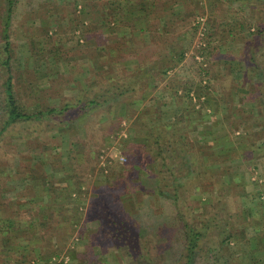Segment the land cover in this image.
<instances>
[{
  "label": "rangeland",
  "instance_id": "374dc122",
  "mask_svg": "<svg viewBox=\"0 0 264 264\" xmlns=\"http://www.w3.org/2000/svg\"><path fill=\"white\" fill-rule=\"evenodd\" d=\"M145 4L143 11L129 9L125 0L16 1L15 92L29 111L36 98L61 105L91 88L99 69L92 72L90 59L103 60L106 52L97 35H111L112 42L117 35L130 38L132 28L124 22L147 13L148 21H135L136 39L153 18L163 36L154 43L145 32L146 44H139L148 56L147 78L155 80L151 87L76 124L63 115L18 124L0 137V223L11 218L23 226L0 233V264H132L103 219L108 211L127 217L146 236L155 264L176 261L184 241L176 228L172 233L175 221L158 191V155L144 143L160 117L174 122L169 136L195 159L180 207L196 218L216 214L197 264H264V0H168L160 10L154 0ZM116 7L122 10L108 17ZM3 10L0 4V15ZM4 45L0 41V53ZM86 47H93L91 58ZM139 63L129 56L104 75ZM5 72L0 65V128L8 116ZM58 72H69L74 83L56 84ZM199 87L200 99L186 95ZM118 114L126 116L113 125ZM91 118L94 134L84 124ZM96 139L104 144L93 151L96 163L85 168L87 143ZM46 231L53 249L41 255L37 248V258L27 257Z\"/></svg>",
  "mask_w": 264,
  "mask_h": 264
},
{
  "label": "trees",
  "instance_id": "16d2710c",
  "mask_svg": "<svg viewBox=\"0 0 264 264\" xmlns=\"http://www.w3.org/2000/svg\"><path fill=\"white\" fill-rule=\"evenodd\" d=\"M16 1L17 0H1L0 3L4 8L0 15V41H4L5 44L2 53H0V65L1 67H4L6 71L4 75V93L8 115L6 120L4 121L3 126L0 128V137L6 135L11 128L17 126L18 124L24 122L36 124L40 123V121L46 120V118H61V116L64 115L69 116L71 118V122H74L75 124L79 123L82 118H87L88 116L90 117L93 110L115 106V104L120 103L122 99L125 98V96H127L128 94L133 96L140 91H144L147 87H151V85L154 83L155 80L150 81L147 78L148 73L145 71L148 63L143 62L144 58L148 56H142L143 53L139 44H146V36L144 35L145 32H149L150 38L154 43H160L162 41L163 34L157 30V24L155 25V20L153 18V21L148 24V31L142 29V31L138 34L139 40H137L136 36H134L136 35L134 32L136 27L135 21L137 19L143 22H146L145 19H147L148 21V15L146 13L143 16H133L132 19L129 20V23L124 22L125 24L130 25V27L132 28L130 31V38L127 35H117L116 40L112 42L111 39L113 38V36L106 35L103 31L102 36L97 35L95 37L97 40V46L104 44L106 45L105 58L103 60L99 59L98 62L92 63V58L90 57L89 53L91 52V49L93 47H86L83 49L84 51L88 52V55L91 58L89 67L92 72L95 70V66L99 69L98 71L93 72L96 75V82L91 86L90 89L83 88L79 90L77 94L67 97L66 101L61 105L51 104L49 102L40 103L39 99L36 98L38 102H36L35 104V109L32 111L26 110L24 105H22V103L19 101L15 92L14 69L12 65L14 56V48L12 45V23ZM125 1L127 3V6L130 7L129 9H131L133 6H139L138 9H143L144 11L146 6H148L145 4V1L147 0ZM165 1L168 0H154L156 8L159 10L163 9L162 4ZM171 1L177 3L180 0ZM181 1L186 4L187 1L194 0ZM116 9H118V11L122 10L117 7L115 9L112 8V11L109 13L108 17H115L116 12L113 11H115ZM3 12L5 13L3 14ZM89 36L90 35H88L87 37ZM144 54L150 53L146 51ZM129 56L137 57V59L139 60L140 63L136 68L124 72L117 67V71L115 72V74H111L109 76L104 75L105 69H108L109 67L122 62ZM104 62H106L107 65H104ZM69 72H58V74L53 78V81H56V84H58V82L61 83V81H68L66 87L71 86L74 82L73 78H70V80L67 78V76L70 75ZM159 73L163 74L165 73V70H162V72ZM157 85L158 81L156 80L154 88ZM186 90V95H188L191 99L192 97H194V95H196L195 97L199 99L204 95L200 87L196 89L188 88ZM192 91H194L195 94L190 95ZM118 115H116L117 118H114L112 122L113 125L121 122L122 119L126 116L125 115L123 117L122 114ZM178 120L179 118L176 121ZM84 124L85 127L91 131V134L95 133L97 124L94 118L90 119V125L87 122H85ZM172 125H174V122L171 120H163L161 117L157 118L156 122H154V124L152 125V131L154 132H152L151 135H148L145 138L144 143L150 151L158 155L157 157L159 160L157 165L160 169L162 168L158 176V191L161 193L162 197H165V199H167L165 203L166 206H168V214L170 215V218L173 219L171 221H175V226H173L172 233H175L176 228L178 230V239H182V241H184L185 250L183 254L178 257L176 261L174 259L173 263L171 264H197L199 252L200 250L202 251V243L204 241V238L208 234L211 221H214L216 218V214L214 217L196 218L192 216V209L190 211H184L185 208L183 210V208L180 207V200H182L181 187H184L186 184V180L190 179L189 177H192V163L193 161H195V159L193 155H191V153L187 152L186 149H183L184 147H179L180 143L176 144V140L175 142H173L168 133ZM100 132H102V137H105L107 135L105 133L106 130L102 127H100ZM103 140L100 141L99 139H96L93 144L87 143V150L89 151L85 155L87 159V161L85 162V168L89 167L93 163H96L93 151H99L101 142L102 145L104 144ZM87 141L88 138L86 142ZM74 144L75 143L73 142L72 145ZM143 148L146 149V147ZM141 149L137 151V153H141ZM103 219L105 220L107 226L110 227L112 236H114V238H116V240L118 241L119 247L122 248L125 246L127 248H125L124 250H127L131 255L132 264H155L150 244L145 242L146 236L141 234L136 226L131 224L127 217L114 216L111 212L108 211L104 214ZM8 221L9 222L0 223V233L2 235L11 233L13 229H20L23 227L18 219L12 220L11 218H9ZM70 222L74 224V220H70ZM55 230V233H59V230L57 228ZM42 238L43 239H41V242H33L35 243V245H32V248L30 247L29 252L25 254L27 255V257L32 255L34 259L37 258V248H39V252L41 255H45L46 252H49L53 249V246L55 244L54 242H52L51 236H49L48 231L45 232V237L42 236ZM58 238L59 234L57 235V239ZM211 254L212 251L210 252V255ZM60 264L64 263L61 262Z\"/></svg>",
  "mask_w": 264,
  "mask_h": 264
},
{
  "label": "built area",
  "instance_id": "2783aa9c",
  "mask_svg": "<svg viewBox=\"0 0 264 264\" xmlns=\"http://www.w3.org/2000/svg\"><path fill=\"white\" fill-rule=\"evenodd\" d=\"M121 158H122V159H126V157H124V156H122Z\"/></svg>",
  "mask_w": 264,
  "mask_h": 264
}]
</instances>
